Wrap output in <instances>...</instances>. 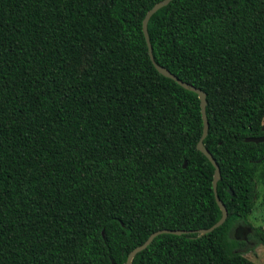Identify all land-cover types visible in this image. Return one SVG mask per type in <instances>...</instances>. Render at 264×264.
Returning <instances> with one entry per match:
<instances>
[{"label": "trees", "instance_id": "16d2710c", "mask_svg": "<svg viewBox=\"0 0 264 264\" xmlns=\"http://www.w3.org/2000/svg\"><path fill=\"white\" fill-rule=\"evenodd\" d=\"M0 0V264H256L264 0ZM186 162V167L183 164ZM229 190L233 195L229 194ZM250 227L247 241L234 238Z\"/></svg>", "mask_w": 264, "mask_h": 264}, {"label": "water", "instance_id": "95a60500", "mask_svg": "<svg viewBox=\"0 0 264 264\" xmlns=\"http://www.w3.org/2000/svg\"><path fill=\"white\" fill-rule=\"evenodd\" d=\"M171 1H173V0H163L159 3H157L155 6H153L152 9L146 13L144 20H143V23H142V31H143V34H144V37L146 40V44L148 47V53H149L150 60L152 61L156 70L165 78H168V79L174 81L175 83H177L180 87H182L184 89H188V90L194 92L195 94H197L198 99L200 100L201 114H202V121H203V131H202V136L196 145V149H197V151H199L200 153H202L206 157V159L211 163V165L214 168V177H213V182H212L213 195H214L215 202H216V204H217V206L221 212L220 219L213 226H211L208 229L198 230L196 232L197 234L202 236V235L211 233L214 229L220 227L225 222V220L227 218V210L224 207V204L222 203V201L217 196L216 187H217V182L220 179L219 167H218L216 161L213 159L212 155L206 150V148L203 145V141L206 138L207 133H208V121H207V117L205 114L206 95L201 90L196 89L193 86H190L185 82H182L176 76H174L171 72H169L165 68L156 64L154 62V58L152 55V49H151V45H150L149 37H148V32H147V23L153 14H155L159 9L167 6ZM263 131H264V127H263ZM245 142L246 143H254V144L264 143V136L258 137V138H247V139H245ZM185 167H186V162H184V164H183V168H185ZM229 194L233 195L232 191L229 190ZM248 232H250L249 228L244 229V230H241L240 228H238L234 233V238L236 240H244L245 236L247 235ZM161 234H170V235L180 236V235H186V234H188V232L181 231V230H159L157 232L152 233L141 246L134 248L130 252V254L126 260V264H131V261L135 257V255L138 254L139 252L143 251L144 249H146L149 246V244L153 241V239L155 237H157L158 235H161Z\"/></svg>", "mask_w": 264, "mask_h": 264}, {"label": "rangeland", "instance_id": "374dc122", "mask_svg": "<svg viewBox=\"0 0 264 264\" xmlns=\"http://www.w3.org/2000/svg\"><path fill=\"white\" fill-rule=\"evenodd\" d=\"M256 185L258 190V200L255 202L252 212L249 215V221L252 226L264 229V175L259 177ZM244 257L256 264H264V246L259 245L253 247L252 251L247 250Z\"/></svg>", "mask_w": 264, "mask_h": 264}, {"label": "flooded vegetation", "instance_id": "af4514ba", "mask_svg": "<svg viewBox=\"0 0 264 264\" xmlns=\"http://www.w3.org/2000/svg\"><path fill=\"white\" fill-rule=\"evenodd\" d=\"M238 228H240L241 230H244V229H247V228L250 229V232L247 233V235L245 236V239H244V240H238V241H247V237H248V235L252 232L251 228H250V227H247V226H238V227L235 228L234 233H235V231H236Z\"/></svg>", "mask_w": 264, "mask_h": 264}]
</instances>
